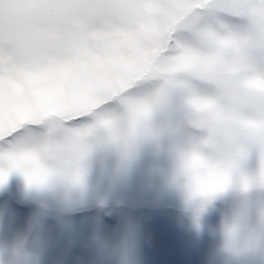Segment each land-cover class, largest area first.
<instances>
[{"label": "snow or ice", "instance_id": "1", "mask_svg": "<svg viewBox=\"0 0 264 264\" xmlns=\"http://www.w3.org/2000/svg\"><path fill=\"white\" fill-rule=\"evenodd\" d=\"M249 44L264 47V0H0V187L13 172L35 182L24 153L46 130H85L162 78L210 100L220 57Z\"/></svg>", "mask_w": 264, "mask_h": 264}, {"label": "clouds", "instance_id": "2", "mask_svg": "<svg viewBox=\"0 0 264 264\" xmlns=\"http://www.w3.org/2000/svg\"><path fill=\"white\" fill-rule=\"evenodd\" d=\"M264 47L249 44L225 52L219 60L222 82L210 99L180 96L175 81L162 78L136 104L97 120L85 130L53 128L34 149L24 153L36 178L25 193L44 194L60 188L65 196L87 190L73 184L85 152L88 160L100 148L111 152L118 168L129 172L150 148L156 161L158 198H171L197 236L204 218L218 202L231 199L213 235L210 264H240L249 256H264V79L255 71ZM255 154L256 167L249 169ZM161 160L163 163H161ZM25 181V180H24ZM11 243L0 240V264H42L41 231L47 205ZM138 228L124 225L111 247L115 264H140ZM98 248L106 241L95 238Z\"/></svg>", "mask_w": 264, "mask_h": 264}, {"label": "rangeland", "instance_id": "3", "mask_svg": "<svg viewBox=\"0 0 264 264\" xmlns=\"http://www.w3.org/2000/svg\"><path fill=\"white\" fill-rule=\"evenodd\" d=\"M155 163L152 150L145 148L131 170L124 172L115 156L100 148L88 160L83 196H65L58 187L39 195L25 193L23 176L13 172L0 187V240L11 243L37 213V201H43L47 211L41 231L42 264H115L111 245L128 222L138 228L140 264H210L216 245L213 232L231 199L209 211L204 231L197 236L173 199L157 197L158 179L151 171ZM248 167H256L254 156ZM251 198H264V192L254 190ZM96 237L107 242L103 249ZM240 264H264V256H249Z\"/></svg>", "mask_w": 264, "mask_h": 264}]
</instances>
